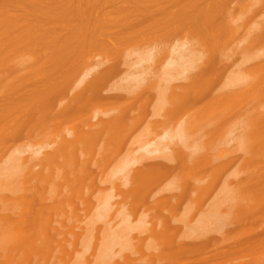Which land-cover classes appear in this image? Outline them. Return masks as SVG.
<instances>
[{
  "label": "bare ground",
  "instance_id": "1",
  "mask_svg": "<svg viewBox=\"0 0 264 264\" xmlns=\"http://www.w3.org/2000/svg\"><path fill=\"white\" fill-rule=\"evenodd\" d=\"M248 1L0 0V264H66L62 218L113 211L129 237L106 230L85 264H264V46L223 54Z\"/></svg>",
  "mask_w": 264,
  "mask_h": 264
},
{
  "label": "rangeland",
  "instance_id": "2",
  "mask_svg": "<svg viewBox=\"0 0 264 264\" xmlns=\"http://www.w3.org/2000/svg\"><path fill=\"white\" fill-rule=\"evenodd\" d=\"M244 3L249 2L248 0H242ZM237 4H239V1L237 2ZM247 4V3H246ZM238 7V6H237ZM255 10H256V14H255ZM253 10L251 13H249L247 15V18H244L241 23H243L242 27L238 30L237 34L235 35V37L228 42L224 49H223V54L226 55V59L225 62H227L228 64H231V62H234L237 66H240L241 63V57L240 55L236 54L234 51H238L239 47H243L245 45V42L248 38L252 37L253 38V48H255L256 50L261 49L264 46V9L262 8H257ZM114 16V15H113ZM257 26V27H256ZM256 27V28H255ZM187 33H179L177 35V38H182L184 35H186ZM260 35L259 38H256L255 35ZM176 38V39H177ZM139 39L133 37L132 41L130 40V42H126V44H124V46H122V52H126V51H131L133 49L142 47L143 45L139 44ZM167 41V40H166ZM176 40H173L171 43V45L175 42ZM133 42V43H132ZM150 47L152 48H161L163 49L161 46L157 45L155 42L151 41V43H149ZM164 51H166L165 49H163ZM94 55H101L104 57V59L101 60L102 61H106V59H108L109 61L107 62V64H109L112 60H120L122 58L120 57H114L113 55L110 56L113 59H109L106 54L101 53L100 51H95L93 53ZM168 54V52H167ZM130 58H132V54L130 56ZM259 59H255L254 61H258ZM106 64V65H107ZM161 65H154V71L151 70V74L152 76H159L158 73L155 72V70L159 69ZM236 66V67H237ZM156 81V80H155ZM189 81V80H188ZM187 81V84H188ZM186 82L181 80V79H177L172 81L171 84L168 85V92L169 94L172 91H176L179 92V94L177 95L178 97H181V87L185 86ZM164 85L161 84V87H163ZM187 86V85H186ZM155 87H157V83L155 82ZM145 91L147 92V95L151 96V107L156 105V101H155V90L152 88H145ZM147 97H143L142 101H145ZM149 104V103H148ZM176 107H173L172 109H175ZM93 112H89L88 115H92ZM185 116L187 115H183V118H186ZM150 117V116H149ZM154 119V118H152ZM151 119V120H152ZM163 120V119H162ZM161 121V120H160ZM239 134V131L236 133L235 137H237ZM241 152H238V154H240ZM167 184H171L170 186L173 187L175 184V182H165L164 184H162L157 190L156 192L168 189ZM159 197L158 196H154V197H149L147 199V202L144 203V205H147L148 203H153L155 199H157ZM120 200V198L116 199L115 201ZM212 200V198L209 197V199H206L205 202H203L202 204V209L205 210L211 203L210 201ZM124 205H126L124 203ZM143 205V206H144ZM143 206L139 203L136 206V215L132 214L131 221L132 222H137L139 220V214L141 213V211L143 210ZM187 204H184L182 206V208L180 209V211L178 212V218H173L174 220H178L177 222L179 223V226H184V220L187 223L186 224V228L188 226H190L191 228H194L196 226V223L194 222L195 219L200 218V215L203 213L202 211L199 212V216H197L198 214L195 212V218H182L184 210L187 208ZM142 207V208H141ZM114 212V211H113ZM113 212H111L107 218H102L100 221H96L92 218H62L65 220H68L69 222L65 223L66 227H70L73 226L72 230H67V229H60V231H62L65 235V237L67 239H70L72 234L73 236H76L75 238L78 241V245H77V251L74 252V248L72 251H70V255L65 257L64 262L66 264H85L87 261H91L93 260L92 254L93 251L95 249V246L99 243V236L102 235L103 233H105V231H110L112 229H116V231L118 232V234H120L121 236H125L127 235L128 231H126L125 225L122 229V232H120L118 229L121 226V221L123 218H119V217H115L113 215ZM197 214V215H196ZM27 219V218H26ZM33 218H29V220H31ZM24 220V218H19V221ZM147 220H150V218H148ZM74 221V222H73ZM147 223H150V221H147ZM135 225H139V224H135ZM146 226V224H145ZM185 228V229H186ZM83 233V234H82ZM98 236V237H97ZM131 238L133 237V239H131L130 244H137V240L142 241L143 239L147 238V235L144 233H141L139 231H134L131 233ZM85 237V239H84ZM127 237H129V235H127ZM84 239V241H83ZM83 241V245L85 247H87L86 250H83V246L81 245V242ZM127 243V242H126ZM129 243H127L128 245ZM117 250H121V248L118 246L116 247ZM131 249L128 247H123V249L121 250V253L123 256H127L131 254ZM147 252H149L147 250ZM141 253H144L141 251ZM156 254H158V250L155 251ZM137 257V256H134ZM139 257V256H138ZM183 257H172L170 262H167V264H176L180 261H182ZM95 261L91 264H94ZM182 263V262H181Z\"/></svg>",
  "mask_w": 264,
  "mask_h": 264
}]
</instances>
